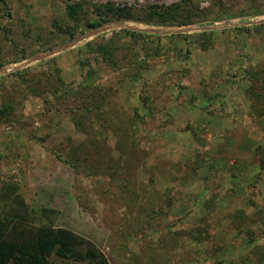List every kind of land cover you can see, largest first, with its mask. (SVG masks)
<instances>
[{"label": "rangeland", "instance_id": "1", "mask_svg": "<svg viewBox=\"0 0 264 264\" xmlns=\"http://www.w3.org/2000/svg\"><path fill=\"white\" fill-rule=\"evenodd\" d=\"M181 2L10 0L12 17L0 20V107L5 78L22 70L44 77L57 68L77 87L87 43L116 31H153L162 51L139 80L125 62L115 70L91 56L107 99L85 131L70 113L77 104L39 90L2 118L0 185L16 181L33 207L57 210L56 226L95 243L111 264H264V119L252 115L242 80L264 66V0H192L209 19L187 27L112 21L75 40L63 32L74 27L68 5H82L86 24L94 5ZM205 31L214 32L209 51L173 37ZM173 46L191 58L167 52Z\"/></svg>", "mask_w": 264, "mask_h": 264}, {"label": "trees", "instance_id": "2", "mask_svg": "<svg viewBox=\"0 0 264 264\" xmlns=\"http://www.w3.org/2000/svg\"><path fill=\"white\" fill-rule=\"evenodd\" d=\"M82 12L81 4L67 6V15L74 27L63 32L71 40H75L81 33L84 34L86 29L94 30L112 21L187 27L209 19L207 12L193 7L192 0L172 5L157 4L143 9L118 7L110 3L94 5L92 7L94 17L86 24L82 22ZM7 17H12L10 0H0V20ZM83 28L86 29L82 30ZM257 28L264 29V25ZM173 37L186 44H191L190 41H192L202 51L214 48V32L212 31L178 34ZM161 38V35L146 30L124 29L114 32L105 42H88L86 47L90 56L82 61L81 65V70L84 71L83 81L75 88L65 83L61 71L57 68L44 77L31 76L29 70L8 75L5 79L9 80V84H5L3 88L0 120L9 117L28 97L39 96L41 94L39 90L45 94L52 93L58 99H69L77 104L70 113L76 127L85 131V119L89 117L88 119L91 120L88 121L89 124L95 125L107 99V94L102 93L101 72L92 67L91 56L96 55L95 60L98 63L103 59L115 70L121 69V62H125L128 70L131 71V77L139 80L138 78H142V72L151 68L150 59L160 56ZM169 51L177 52L181 60H189L192 55L189 47L185 53L175 46L167 50ZM142 53L145 55L143 58H141ZM86 68L88 71L85 70ZM243 79L250 83L247 97L251 102L252 115L264 119V66L247 69L244 71ZM3 80L0 79V81ZM140 99L145 106L148 105L149 98L140 97ZM136 115L140 117L137 112ZM122 130L125 131V129ZM259 166L264 170V155L260 159ZM211 203L213 204L214 201H210L208 205ZM58 216L59 212L55 209L33 207L16 181H2L0 185V264H50L54 257L84 264H111L105 253L95 243L67 228L57 227ZM259 261L264 263V252H260Z\"/></svg>", "mask_w": 264, "mask_h": 264}, {"label": "water", "instance_id": "3", "mask_svg": "<svg viewBox=\"0 0 264 264\" xmlns=\"http://www.w3.org/2000/svg\"><path fill=\"white\" fill-rule=\"evenodd\" d=\"M146 31H148V30H146ZM148 32H153V31H148ZM61 50H63V49H59V50H56V51H51L49 54H47L46 56H44V57H37V58H35L34 60H32L33 62L34 61H39V60H42V59H44L45 57H50V56H52L53 54H56V53H58V52H60ZM32 63V62H31Z\"/></svg>", "mask_w": 264, "mask_h": 264}]
</instances>
